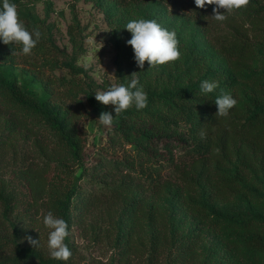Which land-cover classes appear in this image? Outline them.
<instances>
[{"label":"trees","instance_id":"obj_1","mask_svg":"<svg viewBox=\"0 0 264 264\" xmlns=\"http://www.w3.org/2000/svg\"><path fill=\"white\" fill-rule=\"evenodd\" d=\"M21 1L24 0H10L15 4ZM112 1L125 6L149 0ZM159 1L196 21L212 50L231 70L249 69L255 58L254 47L264 49V0H250L246 8L225 12L224 21L211 17L213 5L200 9L195 0ZM2 3L0 0V7ZM25 27L29 32L38 29L39 41L44 36L39 26L27 23ZM69 33L76 47L77 32L70 28ZM193 56L200 68L206 65L202 55ZM7 58L0 46V65ZM222 75L217 73L218 78ZM247 86L249 102L236 104L227 117L216 116L214 91L205 94L190 83L177 90L151 94L144 109L137 110L133 105L119 116L114 106H103L100 111L111 112L113 124L105 129L104 142L86 163L84 136L74 110L64 108L57 113L50 99L42 100L26 86L10 81L0 68V152L14 150L22 138L30 140L29 162L23 161V167H18L22 171L21 187L29 195L27 207L45 208L64 219L68 232L76 225L96 237L101 217L98 213L96 218V213L106 200H111L120 210L122 231L118 239L123 253L145 229H151L153 248H163L178 236L171 232L167 207L157 203L170 199L207 229L238 228L242 233L240 248L257 264L264 256V214L234 221L214 211L217 204L240 195L258 202L264 211V197L249 186L257 176L262 177L260 184L264 185V72L251 78ZM76 168L80 169L78 176H71ZM53 171L55 176L48 179V173ZM3 175L0 171V204L3 219L10 221V230L0 231V264H72V256L68 261L55 260L38 246L22 241L23 226L6 215L14 214L17 191L23 188L11 185L12 181ZM82 176L87 177L84 187L77 181ZM58 178L66 182L58 185ZM201 237V231L196 229L179 235L178 239L185 243L181 254L193 257V246ZM218 259L223 260V252Z\"/></svg>","mask_w":264,"mask_h":264},{"label":"rangeland","instance_id":"obj_2","mask_svg":"<svg viewBox=\"0 0 264 264\" xmlns=\"http://www.w3.org/2000/svg\"><path fill=\"white\" fill-rule=\"evenodd\" d=\"M16 5L19 19L24 25L28 23L43 28L44 36L30 55L22 54V45H5L0 40L1 49L8 56L0 68L10 81L26 86L42 100L50 99L57 113H62L64 108L74 110L77 125L84 136L86 163L91 161L104 142L102 134L105 129L111 128L98 120L100 108L106 105L98 102L95 94L108 90L114 84L127 86L133 72L137 73L139 79L137 87L142 86L147 96L177 90L189 83L200 87L203 81H209L219 85L214 90L217 96L221 93L233 95L240 106L249 102V80L264 72V49L261 46L254 47L255 58L249 69L231 70L227 68L225 60L212 50L196 21L173 12L159 0L125 6L112 0H24ZM133 19H153L163 28L174 31L181 58L170 62L169 66L164 64L150 68L145 62L143 69L139 68L133 49L127 44L131 33L125 28ZM70 28L77 32L76 47L73 46ZM94 38L96 42L90 43ZM193 54L202 55L206 65L202 68L196 65ZM217 73H222V77L218 78ZM44 82H47L51 95L45 89ZM29 141L22 138L14 150L0 152L3 176L12 181L11 185L23 188L17 191L14 214H7L6 217L16 225L23 226L21 238L24 243L29 244L24 238L31 236L39 240L37 248L50 256L48 237L51 229L43 223L48 212L45 208L36 210L27 207L29 195L20 184L23 181L20 178L22 171L18 167H23V161L25 164L29 162ZM79 172L80 169L76 168L71 176H78ZM51 176H55V171L48 173L47 178ZM61 180L58 178V185L66 182V179ZM86 180L87 177L82 176L77 181L84 187ZM261 181L262 177L257 176L249 186L264 197ZM157 203L165 205L170 212L172 233L179 236L192 229L201 231V241L193 246V257L181 254L185 243L178 236L170 240L167 246L154 249L150 240L151 229L141 231L134 245L123 253V245L118 239L122 231L118 222L120 210L116 203L106 200L100 212L96 213V218L98 213L101 217L95 228L98 234L94 236L95 239L91 237L93 233L89 235L83 227L71 226L65 243L72 252V264H214L215 261L222 264H254L250 254L240 248L242 233L238 228L207 229L176 202L162 199ZM214 211L234 221L264 214L258 202L249 201L243 195L228 203L217 204ZM0 220H4L1 204ZM1 224L0 231L10 230V221L5 219ZM221 252L223 260L218 259ZM257 264H264V256L259 258Z\"/></svg>","mask_w":264,"mask_h":264},{"label":"clouds","instance_id":"obj_3","mask_svg":"<svg viewBox=\"0 0 264 264\" xmlns=\"http://www.w3.org/2000/svg\"><path fill=\"white\" fill-rule=\"evenodd\" d=\"M250 0H195L197 8L204 9L207 5H213V15L216 21L226 20L225 12H232L246 8ZM221 9L224 11L221 12ZM131 33V39L127 41L134 52V58L137 66L143 69L145 62L151 67L164 65L177 61L181 58L179 51V41L174 31L163 28L153 19H133L130 20L126 27ZM41 32L34 29L29 32L24 23L19 19L17 5L11 3L10 0H3L0 7V40L5 45L18 44L22 45V54L30 55L36 47ZM94 38L90 43H95ZM13 54V53H12ZM130 83L112 85L108 90L97 92L95 99L103 105L114 106L116 116L128 110L133 103L137 110L144 109L147 106V93L143 87H137L139 79L136 72H133ZM217 83L203 81L200 86L202 93H212L218 88ZM135 89V91H132ZM217 112L216 116L227 117L230 109L234 108L237 100L230 94L221 93L214 101ZM114 116L111 112H101L98 118L99 122L105 126L111 127ZM217 151H219L217 149ZM44 225L51 229L48 237V248L52 259L60 261H68L72 256V252L65 243L66 237L69 235L68 224L64 219L57 218L52 212H48L43 218ZM24 239L33 247L39 245V240L26 236Z\"/></svg>","mask_w":264,"mask_h":264}]
</instances>
